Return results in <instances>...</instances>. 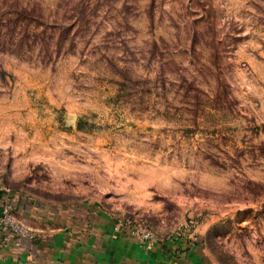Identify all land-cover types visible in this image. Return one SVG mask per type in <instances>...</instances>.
Wrapping results in <instances>:
<instances>
[{
  "label": "rangeland",
  "instance_id": "obj_1",
  "mask_svg": "<svg viewBox=\"0 0 264 264\" xmlns=\"http://www.w3.org/2000/svg\"><path fill=\"white\" fill-rule=\"evenodd\" d=\"M4 204L264 264V0H0Z\"/></svg>",
  "mask_w": 264,
  "mask_h": 264
},
{
  "label": "crops",
  "instance_id": "obj_2",
  "mask_svg": "<svg viewBox=\"0 0 264 264\" xmlns=\"http://www.w3.org/2000/svg\"><path fill=\"white\" fill-rule=\"evenodd\" d=\"M31 221V222H30ZM46 227L39 238H25L21 246L0 245V264H198L196 246L181 249L166 243L143 245L132 232L115 233L112 221L99 218L97 226L84 234L70 220L55 225L47 217L30 219ZM44 221V222H42Z\"/></svg>",
  "mask_w": 264,
  "mask_h": 264
},
{
  "label": "built area",
  "instance_id": "obj_3",
  "mask_svg": "<svg viewBox=\"0 0 264 264\" xmlns=\"http://www.w3.org/2000/svg\"><path fill=\"white\" fill-rule=\"evenodd\" d=\"M11 235L14 237L19 236H28V237H35L33 232L26 227H22L17 222L13 220L10 213V207L7 204H4L0 209V245L7 244V238ZM139 239L142 242H150V234L144 230L139 231L137 233ZM20 244L19 241H17Z\"/></svg>",
  "mask_w": 264,
  "mask_h": 264
}]
</instances>
